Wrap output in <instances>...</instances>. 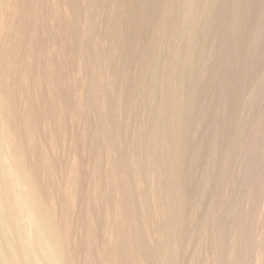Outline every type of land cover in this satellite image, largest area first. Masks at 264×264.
<instances>
[{
  "label": "clouds",
  "instance_id": "9594fccd",
  "mask_svg": "<svg viewBox=\"0 0 264 264\" xmlns=\"http://www.w3.org/2000/svg\"><path fill=\"white\" fill-rule=\"evenodd\" d=\"M0 264H264V0H0Z\"/></svg>",
  "mask_w": 264,
  "mask_h": 264
},
{
  "label": "bare ground",
  "instance_id": "6f19581e",
  "mask_svg": "<svg viewBox=\"0 0 264 264\" xmlns=\"http://www.w3.org/2000/svg\"><path fill=\"white\" fill-rule=\"evenodd\" d=\"M11 2L16 3L18 0H11ZM245 2H247V0H245Z\"/></svg>",
  "mask_w": 264,
  "mask_h": 264
}]
</instances>
